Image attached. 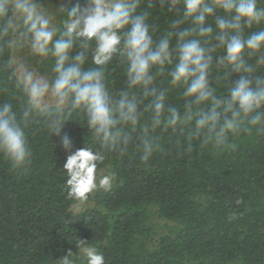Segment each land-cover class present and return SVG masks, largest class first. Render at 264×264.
<instances>
[{"label":"clouds","instance_id":"9594fccd","mask_svg":"<svg viewBox=\"0 0 264 264\" xmlns=\"http://www.w3.org/2000/svg\"><path fill=\"white\" fill-rule=\"evenodd\" d=\"M162 3L176 16L163 31L151 0H0V154L13 169L30 165L27 131L40 126L66 154L69 196L83 204L111 189L114 175L100 174L111 155L134 147L147 161L158 132L218 151L264 133V0ZM68 121L88 130L76 150ZM77 248L57 264H105L97 247Z\"/></svg>","mask_w":264,"mask_h":264},{"label":"trees","instance_id":"16d2710c","mask_svg":"<svg viewBox=\"0 0 264 264\" xmlns=\"http://www.w3.org/2000/svg\"><path fill=\"white\" fill-rule=\"evenodd\" d=\"M151 2L150 22L163 31L175 13ZM110 80L122 84L118 65ZM65 130L73 150L84 146L86 127L68 121ZM27 134L26 169L0 154V264H57L68 251L79 255L77 240L97 247L105 264H264V133L242 134L218 151L158 132L161 150L149 160L133 147L101 165L114 175L112 187L79 213L71 212L78 202L57 138L40 126ZM156 220L167 225L161 234Z\"/></svg>","mask_w":264,"mask_h":264},{"label":"rangeland","instance_id":"374dc122","mask_svg":"<svg viewBox=\"0 0 264 264\" xmlns=\"http://www.w3.org/2000/svg\"><path fill=\"white\" fill-rule=\"evenodd\" d=\"M101 175H105L107 174L105 171H102L100 172ZM105 192L104 189L100 188V189H97L93 194L92 196L87 200L85 201L83 204H79L77 203L75 206H73V208L71 209V212L72 213H79L87 208H90V207H96L97 206V201H98V197L100 195H102L103 193ZM156 230L159 234H161L162 232L165 231V227L167 226L165 224V222H161L160 220H156Z\"/></svg>","mask_w":264,"mask_h":264}]
</instances>
